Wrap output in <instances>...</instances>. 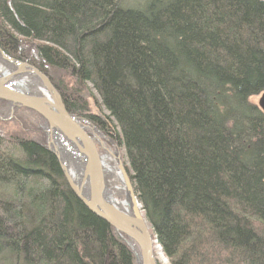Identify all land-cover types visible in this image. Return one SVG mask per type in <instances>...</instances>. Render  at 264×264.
<instances>
[{
  "label": "trees",
  "instance_id": "obj_1",
  "mask_svg": "<svg viewBox=\"0 0 264 264\" xmlns=\"http://www.w3.org/2000/svg\"><path fill=\"white\" fill-rule=\"evenodd\" d=\"M126 2L0 0V46L74 115L98 118L94 91L170 264H264V0ZM1 124L0 264H134L45 137Z\"/></svg>",
  "mask_w": 264,
  "mask_h": 264
},
{
  "label": "water",
  "instance_id": "obj_2",
  "mask_svg": "<svg viewBox=\"0 0 264 264\" xmlns=\"http://www.w3.org/2000/svg\"><path fill=\"white\" fill-rule=\"evenodd\" d=\"M0 60L10 67V71L0 74V100L8 104L9 112L6 116L0 114V119H11L20 108L42 116L48 124V149L57 157L75 195L127 237L135 264H158L151 226L143 214L119 143L91 120L70 113L57 87L39 68L9 55L1 46ZM28 78L37 89L24 86ZM262 104L264 107V99ZM65 146L71 153L68 157ZM109 176L117 184L111 186ZM113 188L121 199L115 197Z\"/></svg>",
  "mask_w": 264,
  "mask_h": 264
},
{
  "label": "rangeland",
  "instance_id": "obj_3",
  "mask_svg": "<svg viewBox=\"0 0 264 264\" xmlns=\"http://www.w3.org/2000/svg\"><path fill=\"white\" fill-rule=\"evenodd\" d=\"M145 1L146 0H127L126 4L130 5V6H136V5H139V4H143ZM92 93H94V91L86 93L85 97L87 99H89L90 102L92 103L91 105H92L93 110H94L93 114L98 115V116H103L104 118H106V116L109 113L107 111L100 110V108L96 104V99L92 96L93 95ZM263 99H264V92L260 93L258 95L252 96L250 98V101L252 103L258 105L259 107H261L264 110V107H263V104H262ZM0 101H2V100H0ZM21 109H25V108L17 109L15 111L13 117L11 119H9V120L0 119V122H2V124H1L2 128L6 129L7 131H10L12 133H21V134L23 133L24 135H27V136H30V137H33V138H37V139H41V138L45 137V142H46L47 147H48V143H47L48 140H47V133H46V129L48 127V124L45 121V119L42 117L44 119L43 120L44 124H43V128H40L38 124L30 123V121H28V119H26V116L22 113V111L18 112ZM8 113H9L8 112V104L6 103L5 106L0 107V114L3 115V116H6V115H8ZM114 128H115V131L117 133V137L119 138L120 137L119 128L116 127L115 124H114ZM119 145H120V143H119ZM120 149H121V152H122L123 159L125 161V165L127 166V158H126L125 148H124L123 145H120ZM111 177H113V176H111ZM113 179L115 180L114 177H113ZM113 183H114V185L117 184L116 180ZM132 183H133V181H132ZM111 186H113V184H111ZM118 198L121 199L120 196ZM153 239H154V237H153ZM156 242L157 241L154 239V243L155 244H156ZM155 249H156L155 252L157 253V257L159 259L158 260L159 263L170 264L169 260L164 255L162 249L159 248L157 244H156V248Z\"/></svg>",
  "mask_w": 264,
  "mask_h": 264
},
{
  "label": "bare ground",
  "instance_id": "obj_4",
  "mask_svg": "<svg viewBox=\"0 0 264 264\" xmlns=\"http://www.w3.org/2000/svg\"><path fill=\"white\" fill-rule=\"evenodd\" d=\"M21 60V59H20ZM23 61V60H22ZM25 62H27V61H25ZM29 63V62H28ZM31 64V63H30ZM33 65V64H32ZM35 66V65H34ZM37 67V66H36ZM38 68V67H37ZM6 71H10V67L8 66V65H6L5 64V62L4 61H2V60H0V74H2V73H4V72H6ZM23 84H24V86H29L30 88H33V89H37V87L36 86H33L34 85V83H33V80H31V79H26L24 82H23ZM93 122V121H92ZM115 142H117V143H120L119 142V140L118 139H116V140H114ZM120 145H121V143H120ZM64 149L66 150L65 151V153H66V156L68 157L71 153L70 152H68V148L65 146L64 147ZM70 150V149H69ZM69 166L71 167V164H69ZM72 168V167H71ZM128 169V168H127ZM128 173H129V176L131 177V175H130V171L128 170ZM111 176H109L108 177V179H110L111 180V178H110ZM112 184H113V186H114V183L112 182ZM115 188H113V192H114V194L116 195L115 197L117 198L118 197V195H117V191H116V189L114 190ZM85 205V204H84ZM86 206V205H85ZM87 207V206H86ZM89 209V208H88ZM90 210V209H89ZM91 211V210H90ZM92 212V211H91ZM144 214V213H143ZM151 226V225H150ZM119 233V232H118ZM151 233H152V236L154 237V233H153V231H152V228H151ZM119 235H120V237L125 241V243L128 245V243H127V241H126V239H127V237L126 236H123L122 234H120L119 233ZM128 247L132 250V248L128 245ZM154 248H156V246H155V243H154ZM155 251H156V249H155ZM132 252H133V250H132ZM133 254H134V252H133ZM155 255H156V257H157V253L155 252ZM134 259H135V256H134ZM157 260H159L158 259V257H157ZM170 263V262H169ZM135 264V263H134ZM158 264H160L159 263V261H158Z\"/></svg>",
  "mask_w": 264,
  "mask_h": 264
},
{
  "label": "flooded vegetation",
  "instance_id": "obj_5",
  "mask_svg": "<svg viewBox=\"0 0 264 264\" xmlns=\"http://www.w3.org/2000/svg\"><path fill=\"white\" fill-rule=\"evenodd\" d=\"M93 123L108 137L112 138L113 140L118 139L114 126L107 118H104L103 116H98V118H96ZM110 178L111 180L108 179V181L111 185L112 182H115V180L113 179V177Z\"/></svg>",
  "mask_w": 264,
  "mask_h": 264
}]
</instances>
